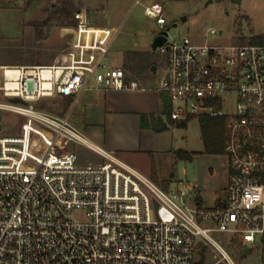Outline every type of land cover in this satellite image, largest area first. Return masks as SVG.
I'll return each mask as SVG.
<instances>
[{
  "label": "built area",
  "instance_id": "obj_1",
  "mask_svg": "<svg viewBox=\"0 0 264 264\" xmlns=\"http://www.w3.org/2000/svg\"><path fill=\"white\" fill-rule=\"evenodd\" d=\"M144 13L167 29L163 4L147 5ZM75 17L77 26L62 29L75 39L85 33L86 46L99 49L93 62L68 52L49 65L0 68V264H194L197 236L235 264L211 232L227 231L244 243L264 236V43H197L167 29L158 47L166 58L159 89L171 99V117L227 119L226 201L207 207L194 184L162 187L90 141L69 115L37 105L55 95L77 102L86 89L140 88L122 67L105 66L112 34L104 44H88L87 13ZM5 112L22 118L20 131L6 133ZM70 143L103 162L80 163Z\"/></svg>",
  "mask_w": 264,
  "mask_h": 264
},
{
  "label": "rangeland",
  "instance_id": "obj_2",
  "mask_svg": "<svg viewBox=\"0 0 264 264\" xmlns=\"http://www.w3.org/2000/svg\"><path fill=\"white\" fill-rule=\"evenodd\" d=\"M77 7L87 13L89 24L114 25L117 33L105 56V66L127 65L132 62L136 76L152 81L158 86L165 76L166 58L159 48L152 46L155 32L161 28L144 13L145 7L155 2L164 6L166 26H170L172 37L190 36L197 43L233 44L249 43L254 35L264 36V0H74ZM62 0H0V68L9 63L55 62L67 45L61 33L64 26L59 19L51 16L50 10L61 6ZM46 21L43 38L37 39L36 30L30 21ZM79 21L77 20V24ZM177 23V26H173ZM214 28L216 34H210ZM104 29V31H103ZM97 34V40L109 38L112 31L103 27L89 28ZM85 31V30H83ZM101 32H103L101 34ZM101 34V35H99ZM60 49V50H59ZM57 54V55H56ZM56 55V56H55ZM54 57V58H53ZM158 68L155 73L153 66ZM94 84V82H92ZM94 86V85H93ZM1 98V97H0ZM37 105L59 115H69L70 122L81 128L83 105L66 101L60 97L41 99ZM7 134L20 131L22 118L14 113H4ZM200 115H194L187 127H174L175 144L194 153L193 160H180L172 153L161 166L171 185L179 180L198 183L202 191V205L216 206L225 198L228 178L227 156L222 153H207L203 142ZM181 122V121H180ZM84 131V130H83ZM85 136L91 138L87 132ZM82 164H100L103 157L83 144L70 143ZM196 153V154H195ZM164 188L165 183L159 184ZM164 185V186H163ZM219 197V199H218ZM204 226L213 223L204 222ZM231 256L235 264H264V236L254 243L240 245L227 231L211 232ZM205 255L204 264H231L209 241L197 236L195 262Z\"/></svg>",
  "mask_w": 264,
  "mask_h": 264
},
{
  "label": "crops",
  "instance_id": "obj_3",
  "mask_svg": "<svg viewBox=\"0 0 264 264\" xmlns=\"http://www.w3.org/2000/svg\"><path fill=\"white\" fill-rule=\"evenodd\" d=\"M88 25L91 26L92 29H94V27L110 29L112 31V36L108 41L109 45L117 33V27L114 25H91L89 24V20ZM61 33L66 36H70L71 34V39L69 40L68 38H65L67 45L63 47L64 49H62L59 53L56 60L68 52L74 55L76 61L93 62L97 58L99 49L97 46L93 48H88L86 46L87 44L84 32H76V39V34L71 31L66 32L65 30H61ZM102 33L103 32H101V34ZM86 34L88 36V44H104L107 41V38H104L102 41L100 39L97 40V34H95L93 30H89ZM154 34L155 36L157 35L156 32ZM98 45L101 46L100 44ZM108 50L103 57V61L108 53ZM41 63L42 65L50 64L45 61ZM8 65L34 64L9 63L3 64L2 66ZM112 67H122L126 72V79L128 81L137 80L140 84V88L116 89L111 87H101L97 89H86L81 92L77 102L72 96L63 97L55 95L46 98L60 97L66 101H70L71 103L72 101L74 103H78L80 101L84 110L82 112L81 128L91 137L89 138L86 136L90 141L137 167L158 184L164 182L165 186L169 187L171 185V181L165 176L166 171L162 169L160 165L165 163V161H168L170 155L172 153H176V150H178L177 145L175 144L173 128L179 127L177 126V123L181 120H175L171 117V113L166 114L164 112V92L160 91V84L158 86L153 85L150 78L146 81L142 80L139 78L141 76L140 74L135 78L137 72L132 65V62L127 63V65L120 64ZM157 70L158 68L156 67V72ZM92 82H94V84H92ZM90 85H95V81H91ZM70 113L67 115H70ZM193 117L184 120L187 121V125ZM226 166L229 176L228 160ZM194 185L195 194L202 201V191L200 190V185L198 183H194ZM227 185L228 178L225 186L226 189ZM225 201L226 193L225 198H220V201L216 203V206L224 204Z\"/></svg>",
  "mask_w": 264,
  "mask_h": 264
},
{
  "label": "trees",
  "instance_id": "obj_4",
  "mask_svg": "<svg viewBox=\"0 0 264 264\" xmlns=\"http://www.w3.org/2000/svg\"><path fill=\"white\" fill-rule=\"evenodd\" d=\"M80 10L76 6L74 0H62V4L56 9H51V16H55L59 19L62 25L77 26V18L75 13ZM46 21H30L28 25H32L36 30L37 39L43 38V26L46 25ZM250 43H264L263 35H254L250 38ZM164 101V112L170 114L172 111V102L167 94L163 95ZM194 115L189 116V118ZM188 118V119H189ZM200 127L203 137V142L205 145V152L207 153H225V142H226V123L227 119L225 117H211L208 115H200L199 117ZM179 127H186L187 121H181L177 123ZM176 155L182 160H192L193 152H189L184 149L176 150ZM235 242L239 245L243 242V239L239 236L234 237ZM205 255L203 254L202 259L194 264H204Z\"/></svg>",
  "mask_w": 264,
  "mask_h": 264
},
{
  "label": "water",
  "instance_id": "obj_5",
  "mask_svg": "<svg viewBox=\"0 0 264 264\" xmlns=\"http://www.w3.org/2000/svg\"><path fill=\"white\" fill-rule=\"evenodd\" d=\"M173 26H177V23H174ZM167 29H170V26H167ZM167 29L166 30H160V32L157 33V35L154 37L152 46L154 48H158L159 46L163 45L167 39ZM154 72H156V66H153ZM12 102H19L21 101L19 98L14 97L10 99Z\"/></svg>",
  "mask_w": 264,
  "mask_h": 264
}]
</instances>
